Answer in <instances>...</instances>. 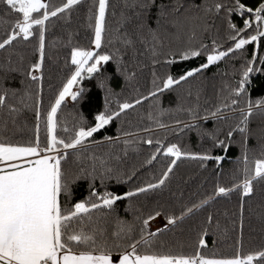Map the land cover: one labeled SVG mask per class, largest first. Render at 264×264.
Segmentation results:
<instances>
[{
	"label": "trees",
	"instance_id": "obj_1",
	"mask_svg": "<svg viewBox=\"0 0 264 264\" xmlns=\"http://www.w3.org/2000/svg\"><path fill=\"white\" fill-rule=\"evenodd\" d=\"M46 2L59 6L66 0H46ZM125 2L126 0H109L108 29L116 27L121 11L132 15L138 10L125 8ZM190 2L191 0H156L157 4L169 5L167 9L169 14L161 21L162 27L158 34L160 43L157 45L155 56L151 51L154 41L146 31L144 38L147 44L137 41L135 54L131 49H125L119 41L109 43L111 33L106 32L104 42L96 52L111 54L113 59L104 62L97 72L83 80L80 89L84 91L81 96L65 107L62 115L57 116L56 134L67 140L79 127L94 126L95 115L105 110L106 93L109 89L111 94L107 95V100L112 110H118L119 103L132 102L141 96L147 97L132 109L125 110L119 118H113L103 129L93 133V136L87 138L86 143L76 150L75 155L68 157L64 169L69 178L80 169L90 170L93 164L99 171L103 161L106 167L114 169L113 178L108 179L104 186H101L97 179L95 181L97 192L108 191L123 196L125 192L135 191L137 187H145L148 183H155L161 177L171 160L175 159L164 154L163 149L169 144H176L182 151L208 154L213 157L219 155L222 159L201 162L198 159L182 156L172 166L169 178L161 188L118 200L111 209L93 210L95 226L103 229L104 235L109 240H114L112 233L116 231L119 222L133 224L131 240L121 242L126 246L140 239L141 221L149 215H152L153 219L161 218L167 223V216L179 217L183 212L185 214L182 222L154 232L151 246L139 244L138 252L184 256H193L199 252L208 259H231L237 255L243 258L245 255L264 250V178L257 177L252 180V192L248 195H244L242 187L234 189L233 185L240 183L244 178L245 144L248 166L253 176L254 162L264 159V106L254 107L252 115L248 118L246 140L239 131H234L231 138H226V133L239 122L241 115L239 109L246 108L249 100L253 104L257 100H264V63H262L264 38L237 50L234 48V41L229 38L230 30L227 29L226 23L217 17L215 25L208 31L201 32L199 28L196 29V40L192 43L196 47L203 43L207 45L208 50H211L215 40L217 50H226L231 46L233 52L206 69H201L173 89L164 90L156 98L148 97L149 91L154 89V78L157 84L162 85L163 79L168 75L178 78L179 75L192 68H200L202 63L207 62L204 49H201L200 56L190 57L188 60H181L179 55H170V53H179L189 46L190 31L186 26L177 38L174 35L176 29L164 23V20H171L179 15L171 12L172 5H183L180 8V12L183 13ZM204 2L213 3L215 0H195L197 4ZM223 2L228 3L230 0ZM242 2L256 3V0H242ZM96 3L97 0H81V4L75 6L71 12L58 14L55 18L50 17L46 22L42 92L26 75L30 66L39 60L38 39L35 36L27 41L18 39L7 50H0V89L20 90L17 99L11 101L17 106H19L18 98L24 94V90L32 94V99L27 101L29 104H34L37 99L41 101L39 108L42 144L46 139V113L54 103L59 90L75 71V65L71 63L72 48L92 50L94 46L91 43L94 39V27L90 26L94 25V19L89 20L88 17L89 9L94 12ZM127 3H132V0H127ZM2 7L0 5V8ZM113 11L116 12V16L111 15ZM156 11L157 9L153 7L148 18V24L152 28L156 27ZM7 18L10 22L7 26L0 21V39L4 37L6 27L8 31L11 30V22L15 21L16 15ZM231 19L237 27H243L238 14L234 13ZM136 22L133 18L132 23ZM208 23L212 24L213 21L210 19ZM254 26L255 21H253ZM127 27L131 31L132 25ZM245 32L254 34L252 29H246ZM241 35L243 36L244 33ZM257 43L258 48H256ZM117 49L123 54L124 63L120 67L126 69L124 74L117 71ZM169 60L173 62L168 63ZM249 61H252L254 67L260 71L249 75L245 94L230 97L231 89L235 88L237 82L243 78L242 73ZM101 83L104 84L103 88L100 87ZM230 98L238 100L235 112L224 110L226 117L224 119L214 121L209 116L207 120L201 119L195 122L202 130L208 132L219 129L218 139H230V144L225 143L223 148L219 144L213 147L211 138L207 135L201 137L195 129L179 131L183 128V124H177V121L192 122L187 109L198 105V114L203 117L207 114L206 110L214 111L217 105L223 102L230 103ZM5 121H7L6 128ZM157 122L165 127H159ZM35 124L33 108H23L14 117L0 110V140L26 144L35 138ZM145 129L149 130L145 131ZM149 137L153 141L151 145L144 143ZM125 140L134 141V147L138 148V151L133 150V146H127L128 151L125 154ZM157 140L162 146L158 153L155 152L158 147ZM153 154L156 158L150 159ZM217 186L229 188L231 191L227 195L219 194L215 191ZM72 192L71 198L66 201L63 196L61 197L64 206H72L81 200L96 199L89 196L87 179L76 180L72 185ZM202 201L207 203L202 204ZM188 208L192 209L191 213L186 211ZM157 212L159 215H156ZM209 216L212 218L210 224L207 219ZM200 238L205 240L204 246L199 245ZM112 255H119V252L114 250ZM253 264H259V258L254 259Z\"/></svg>",
	"mask_w": 264,
	"mask_h": 264
},
{
	"label": "snow or ice",
	"instance_id": "obj_2",
	"mask_svg": "<svg viewBox=\"0 0 264 264\" xmlns=\"http://www.w3.org/2000/svg\"><path fill=\"white\" fill-rule=\"evenodd\" d=\"M80 4L81 0H66L59 6L44 2V0H0V5L3 6L0 8V21L7 26L10 23L7 17L16 15L15 21L11 22V30L8 31L6 27L5 35L0 39V50H7L18 39L27 41L33 36L38 39L39 60L30 66L26 75L37 85L40 92L43 91L42 73L45 58L46 22L49 21L50 17L55 18L58 14L71 12L75 6ZM94 7V12L91 8L89 9L88 18L89 20L94 19V25H90L94 27V39L91 43L95 45L96 49L101 48L105 33L110 32L109 43L119 41L125 49H131L135 54L137 41L147 44L144 38L146 31L154 41L151 45L152 54L153 56L157 54V45L160 43L158 34L162 27L161 21L168 16L169 5L157 4L156 0H132V3L129 4L126 0L125 8L138 10L134 11L132 15L121 11L114 29L107 27L109 0H97ZM153 7L157 9L155 28L148 24L149 14ZM181 7H183L181 4L172 5L171 12L179 15L171 20H164V23L170 24L172 28L176 29L174 35L177 38L179 33L188 26L190 31L189 46L179 53H170V55H179L181 60H188L190 57L200 56L201 49H204L207 62L202 63L200 68H192L179 75L178 78L168 75L163 79L162 85L157 84L154 78V89L149 91L148 97L156 98L164 90L173 89L174 86L186 81L200 72L201 69H206L209 65L220 61L233 52L234 49L231 46L226 50H217L215 40H213L211 50H208L207 45L203 43H200L198 47L192 43L196 40V29L199 28L201 32L208 31L215 25L217 17L226 23L227 29L230 30L229 38L234 41V48L237 50L264 38V2L261 0L248 4L242 0H230L228 3L223 2V0H215L213 3L197 4L195 0H191L183 13L180 12ZM193 9L196 11L192 12ZM234 13L241 18L243 27H237L231 19ZM111 15L116 16V12L113 11ZM133 18L137 21L134 24L132 23ZM210 19L213 21L212 24L208 23ZM253 21H255L254 27ZM128 25H132L131 31L128 29ZM246 29H252L254 34L245 32ZM241 33L244 35L242 36ZM116 52L118 54L116 57L117 71L124 74L126 69L120 67L124 63L123 54L120 53V49H117ZM111 59H113L111 54H101L79 47L72 48L71 63L75 65V71L59 90L54 103L50 105V109L46 113V139L43 144L40 140L41 112L39 104L41 101L37 99L34 104H29L27 101L32 99V94L24 90V94L18 98L19 106H17L11 101L17 99V93L20 90L0 89V110H4L9 116L14 117L23 108H33L36 121L35 138L26 144L0 140V264H114L112 259L114 250L119 252L118 264H253L256 258H259V264H264V250L245 255L243 258L237 255L231 259H208L199 252L193 256L140 253L137 250L139 244L150 247L154 240L153 233L148 231L149 221L153 219L152 215L141 221L140 239L128 243L126 246L121 242L131 240L134 231L133 224L119 222L116 231L112 233L115 237L114 240H109L104 235L103 229H98L95 226L92 217L93 210L111 209L118 200L161 188L168 180L172 166L182 156L198 159L201 162L210 159L217 161L222 159L219 155L213 157L208 154L201 155L182 151L176 144H169L163 149L164 154L175 159L171 160L161 177L155 183H148L145 187H137L135 191L125 192L123 196L108 191L97 192L95 187L97 179H99L101 186H104L108 179L113 178L114 169L106 167L103 161H101L99 171L93 164L90 170L80 169L78 173L69 178L64 169V163L67 162L68 157L75 155L76 150L86 143L87 138L103 129L113 118H119L125 110L132 109L134 105H138L142 100L147 99V97L141 96L132 102L125 101L118 104V110H112L109 108L107 100V95L111 94L109 89L106 93L105 110L95 115L94 126L79 127L67 140L57 136V112L62 102L65 101L66 97H71L73 101H77L78 96H81L84 91L83 89L73 91V86L77 85L80 79H83V73L86 72L91 76L98 71L101 62H108ZM90 61L94 62L90 64ZM172 62V60L168 61V63ZM262 63H264V59H262ZM258 71L260 69L255 68L253 62L249 61L242 73L243 78L237 82L235 88L231 89L230 97H239L245 94L247 92L246 85L249 84V75ZM36 73H40V75ZM153 76L155 77V73ZM100 87L103 88L104 84L101 83ZM237 104V99L230 98V103L223 102L217 105L214 111L206 110L207 114L203 117L198 114V105L189 108L187 111L192 122L177 121V124H183V128H180L179 131L195 129L201 137L209 136L213 141V147L219 144L223 148L225 143H231L230 139L219 140V129L208 132L202 130L200 125L195 122L201 119L207 120L209 116L214 121L224 119L226 118L224 110L235 112ZM262 106H264V100H257L255 104L249 100L246 108L239 109L241 114L239 122L234 128L227 131L226 138H231L234 131H239L246 140L248 118L252 115L254 107ZM149 118L151 119L152 116L150 115ZM4 126L7 127V121H5ZM158 126L165 127L159 123ZM148 130L145 129V131ZM125 135L131 134L125 133ZM144 143L151 145L153 141L149 137L144 140ZM124 144L126 145L125 154L128 151L127 146H133V150L138 151V148L134 147V141L125 140ZM156 144L158 147L155 152L158 153L162 146L159 140L156 141ZM244 152V178L240 183L233 185V188L242 187L244 195H248L252 192V180L257 177L264 178V159H258L254 162L255 175L253 176L248 166L246 144L244 145ZM155 158V154H153L150 159ZM116 178L119 181L118 175ZM79 179L89 181V196L96 199L81 200L72 206H64L61 197L63 196L65 201L71 198L73 194L72 185ZM215 191L227 195L231 189L217 186ZM201 203L206 204L207 201ZM186 211L191 213L192 209L188 208ZM184 214L182 212L179 217L167 216V223L173 226L177 225L182 222ZM156 215L159 213L157 212ZM207 219L210 224L211 216ZM198 243L204 246L205 240L200 238Z\"/></svg>",
	"mask_w": 264,
	"mask_h": 264
},
{
	"label": "rangeland",
	"instance_id": "obj_3",
	"mask_svg": "<svg viewBox=\"0 0 264 264\" xmlns=\"http://www.w3.org/2000/svg\"><path fill=\"white\" fill-rule=\"evenodd\" d=\"M44 2H46V0H44ZM92 51H93V52H96V51H97V49L95 48V45L93 46ZM102 54H104V53H102ZM92 62H94V61H90L89 63L91 64ZM103 63H104V62H101V64L98 66V69H99V67H100ZM36 74H38V73H36ZM82 75H83V79H80V80H79V83H78L77 85H74V86H73V91H77L78 89H80L83 80L86 79V78L89 76L86 72L83 73ZM72 102H73V100L71 99V97H66V98H65V101L62 102V105H61L60 109H58L57 116L62 115V113H63L65 107H67L68 105H70ZM118 258H119V255H112V259H113V261H114V264H118Z\"/></svg>",
	"mask_w": 264,
	"mask_h": 264
},
{
	"label": "built area",
	"instance_id": "obj_4",
	"mask_svg": "<svg viewBox=\"0 0 264 264\" xmlns=\"http://www.w3.org/2000/svg\"><path fill=\"white\" fill-rule=\"evenodd\" d=\"M168 223L164 222L161 218L152 219L149 222L148 229L151 233L157 232L163 228L168 227Z\"/></svg>",
	"mask_w": 264,
	"mask_h": 264
},
{
	"label": "water",
	"instance_id": "obj_5",
	"mask_svg": "<svg viewBox=\"0 0 264 264\" xmlns=\"http://www.w3.org/2000/svg\"><path fill=\"white\" fill-rule=\"evenodd\" d=\"M256 48H258V43H257V46H256Z\"/></svg>",
	"mask_w": 264,
	"mask_h": 264
}]
</instances>
